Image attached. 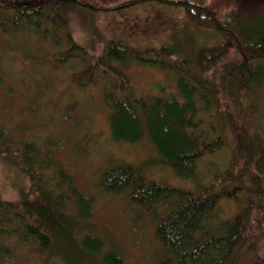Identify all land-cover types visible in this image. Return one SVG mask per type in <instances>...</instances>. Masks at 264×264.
I'll use <instances>...</instances> for the list:
<instances>
[{
  "label": "trees",
  "instance_id": "obj_1",
  "mask_svg": "<svg viewBox=\"0 0 264 264\" xmlns=\"http://www.w3.org/2000/svg\"><path fill=\"white\" fill-rule=\"evenodd\" d=\"M130 2L136 5L144 0ZM151 2L183 11L187 19L181 24L180 40L174 29L172 40L158 47L136 48L111 39L97 57L84 64L76 80L87 77L79 81L85 86L104 83V79H110L109 73L113 75L104 89L111 138L133 144L146 137L163 166L179 179L189 184L195 181L199 186L175 187L150 179L141 164L120 163L102 172L100 189L125 194L130 204L154 221L160 246L158 264H264V255L252 247L236 256L247 241L253 218L250 188L236 172L233 155L219 178L210 183L199 177L200 162L231 149L229 135L238 133L230 101L236 103L240 91L264 83V10L241 6L240 12L233 10L219 16L208 0ZM95 4L90 0H0V50L26 33L36 47L45 46L48 54L63 43V48L47 60L53 66L70 59L83 62L85 48L69 32L58 31L66 26L70 9L94 10ZM163 18L173 24L169 17ZM186 38L190 40L188 46L182 43ZM38 57L46 61V55ZM131 63L170 73L175 90L159 87L155 95H137L136 87L123 73ZM11 138L0 125V155L20 165L28 188L22 190L18 200H6L0 193V262L35 264L19 259V246L29 245L36 264H123L117 250H106L100 237L86 231L83 222L91 218L92 201L76 189L73 177L51 155L44 154L40 160L34 142H14ZM239 140L243 142L238 141L237 148L246 152L245 136ZM252 147L257 148L256 144ZM42 166L50 168L47 175L54 172L51 185L40 171ZM263 168V164L258 166L262 175ZM238 193L247 197L237 211L227 214L221 201L235 198ZM258 193L264 198V191ZM262 223L263 217L259 225Z\"/></svg>",
  "mask_w": 264,
  "mask_h": 264
},
{
  "label": "rangeland",
  "instance_id": "obj_2",
  "mask_svg": "<svg viewBox=\"0 0 264 264\" xmlns=\"http://www.w3.org/2000/svg\"><path fill=\"white\" fill-rule=\"evenodd\" d=\"M130 1L133 0H90L96 3L94 10L78 7L68 11L66 26L58 32H69L73 40L85 48L87 55L83 62L70 59L63 65L53 66V62L47 60L52 54H57L63 43L53 49L54 53L48 54L45 46L36 47L26 33L20 35L15 43L4 46L3 51L0 50V125L14 142H34L39 148L40 160L45 158L44 154L51 155L73 177L76 189L92 201L91 218L83 222L86 231L100 237L106 250H117L123 258V264H158L160 246L155 237L156 224L146 213H141V210L130 204L125 194L102 192L99 184L102 172L120 163L141 164L152 180L180 188L193 185L191 189L199 184H195V181L189 184L176 177L169 167L163 166L146 137L133 144L111 138L110 109L104 100V89L108 81L114 79L113 75L108 74L110 79L103 80L101 77L104 83L85 86H81L79 81L84 82L87 77L76 80L84 64H89L93 57H97L111 39H120L136 48L158 47L172 40L170 37L174 29V35L180 40L181 24L187 19L181 9L168 5L157 6L151 0L136 5L130 4ZM208 2L219 16L233 10L240 12L241 6L264 10V0ZM163 17H169L173 24L167 23ZM182 43L188 46L190 40L186 38ZM47 44L51 48V44ZM41 54L46 55V61L38 57ZM24 55L32 57L26 59ZM123 73L136 87L137 95H155L159 93V87L166 91L175 90L173 75L160 68L131 63L123 68ZM115 79L118 81V78ZM8 88L12 89L9 93L5 91ZM227 100L226 103L229 97ZM230 110L238 132L235 136L229 135L234 151L225 149L202 160L199 177H202L203 182L210 183L219 178L233 155L236 172L244 186L250 188L248 195L253 218L247 231V241L241 244L236 256L249 247L264 255V223L259 225L262 217L264 221V198L258 193L264 191V175L258 169L261 164L264 167V83L248 91H240L238 101H230ZM242 135L245 136L249 152L244 153L237 148ZM253 144L257 148H253ZM148 162L152 163L146 166ZM49 170L47 166L40 168L42 174L49 173ZM46 176L48 185H51L50 177L55 178L54 172L51 170ZM27 188L26 176L21 172L20 165L0 155L1 196L6 200H18L22 190ZM246 197L244 193H238L235 198L223 199L221 205L230 214L238 210ZM30 247L19 246V259L33 260L36 264V257L29 251ZM245 255L250 256L248 253Z\"/></svg>",
  "mask_w": 264,
  "mask_h": 264
}]
</instances>
